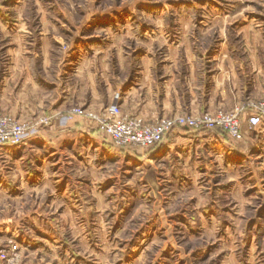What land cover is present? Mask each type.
Wrapping results in <instances>:
<instances>
[{"label": "crops", "instance_id": "obj_1", "mask_svg": "<svg viewBox=\"0 0 264 264\" xmlns=\"http://www.w3.org/2000/svg\"><path fill=\"white\" fill-rule=\"evenodd\" d=\"M28 2L36 4L35 9L29 10ZM40 2L43 3L0 0V111L19 119L40 114L53 116L52 122L28 133L16 144L0 143L1 201L12 200L14 212L24 211L19 218H1L2 227H14L22 235V227L28 223L35 227V236H29L37 243L35 237L47 234L43 229L51 221L43 215V209L36 207L41 196L49 195L54 196L52 203L60 201L69 226L79 228L78 240L85 241V221L97 222L98 212L107 202L99 196V202L92 205L84 200L83 193L88 181L93 186L102 183L98 178L107 165L115 167V177L119 174L125 178L127 199L137 194L136 182L139 188L148 185L145 196L149 202L162 200L166 182L180 185L183 178L196 180L210 173L215 184L224 178L234 184L250 164L262 169L264 118L250 127L249 107L241 111L240 139L219 127L193 130L179 126L151 148L117 146L98 129L96 120L82 115L69 118L65 112L72 104L98 111L118 105L150 121L164 115L228 109L247 98H264V0H184L170 12L146 11L142 17L160 21L142 23L140 38L146 45L143 58L130 62L125 74L121 69L127 64L121 57L113 66L109 64L113 72L97 79L98 71L93 68L97 66L91 55L85 54L74 73L78 84L71 83L68 73L69 52L59 59L51 53L54 33L65 29L63 20L68 21L70 14L37 9ZM94 18L100 20L94 23L95 30L135 33L131 11L104 12ZM102 19L109 21L102 24ZM204 38L205 42H201ZM154 47L164 51L163 58L155 61L146 57ZM55 82L57 85H53ZM85 162L93 173V180L87 182L86 172L78 168H86ZM71 163H76L79 171L74 176L78 184L70 189ZM27 194L36 195L35 207L23 208L20 199ZM128 202L124 201L123 207ZM87 205L91 206L86 208ZM143 206V210L150 207ZM87 209L88 218L84 214ZM75 211L81 212L83 221L78 220ZM162 215L160 211L153 222H146L148 232L153 227L155 232L165 227Z\"/></svg>", "mask_w": 264, "mask_h": 264}, {"label": "rangeland", "instance_id": "obj_2", "mask_svg": "<svg viewBox=\"0 0 264 264\" xmlns=\"http://www.w3.org/2000/svg\"><path fill=\"white\" fill-rule=\"evenodd\" d=\"M42 1L43 3H38L37 9H47L55 14L59 12L70 14L68 21L63 20L65 29L54 33L55 39L51 42V53L54 58L59 59L63 54L66 57L69 52L68 73L71 76V83L78 84L80 81L74 79L75 69L81 58L88 53L91 55L93 64L97 66V69L93 67L98 71L97 79H103L104 74H108L109 71L113 72V69L108 68L109 64L113 66L121 57H124L127 64L121 71L128 74L130 69L128 64L143 58L141 54L146 45L140 38V31L144 27L142 23L160 21L149 20L142 17V14L146 11L170 12L178 9L177 4L184 0L176 2H173L174 0ZM35 6L33 2H28L29 10L35 9ZM112 11L133 13V18L130 20L135 22L133 35L94 29V23L100 21L94 17H98L100 13ZM56 21L62 23L60 20ZM101 21L104 24L109 20ZM163 22L168 25L167 19ZM177 32L180 35L181 32L179 33L178 30ZM201 42H205V38ZM149 56L156 61L164 57V51L154 47L146 57ZM53 85H57L56 82ZM257 99L259 98H247L231 108L221 109L230 111L238 108L241 115V111L245 107L250 108ZM76 107L87 111L81 105L72 104L65 112L69 118L75 115L92 118L73 112L72 110ZM88 111L100 112V110L89 109ZM120 111L122 114H130L121 106ZM0 115L33 126L34 131L53 120L50 114H40L25 119L16 118L3 111H0ZM42 118H46L47 122L41 121ZM98 129L104 132L99 126ZM33 130L31 132H34ZM86 159L88 160L87 155ZM76 163L78 164L77 161ZM75 164L71 163L69 166L68 174L71 179L68 182L73 184L69 186L70 189L78 184L74 176L79 171H77L79 164L77 166ZM84 165L86 168L82 165L78 168L86 172L85 182L88 179L93 180V173L89 171L88 163L85 162ZM258 166L260 165L250 164V167L244 171L243 177L236 180L234 184L228 182L226 178L218 180L219 184H215V179L210 176V173L203 174L196 180L183 178L180 180V185L178 182L175 186L173 182H171L173 185L166 182L162 200L157 202L156 199L154 202H149V198L145 196V188H148V185L139 188L137 186L140 184L136 182L135 187L139 192L137 191L132 199H127L128 189L124 184L125 178L119 174L115 177V167L107 165L102 168V175L98 178L102 180V183L99 182L93 186L88 181L83 193L84 200L93 202L92 205L96 200L99 202V196L107 202L102 206L104 209L98 212L99 222L93 219H89L90 223L88 219L85 221V241L78 240L79 228L69 226L67 212L60 201L52 203L51 199L54 196L43 195L36 209L39 211L43 209L41 212L51 221L50 226L43 229L47 234H39L40 236L36 234L37 243H34L31 237L35 236V227L27 223L22 227L24 231L20 235L14 227H2L0 223V264H264V165L262 169ZM137 182L141 181L137 179ZM126 192L127 194L122 195ZM151 196L152 194H150V200ZM35 198V194L23 196L20 199L24 205L23 208L35 207L37 203H33ZM110 199L113 201L108 203ZM145 199L146 201H141ZM124 201L129 202L123 207ZM46 202L52 205L48 206ZM14 204L12 200L1 201L0 194V222L1 218L6 216L14 215L16 218L22 216L24 211L14 212ZM144 204L150 207L143 210ZM90 206L87 205L86 208ZM88 210L90 209L84 211L86 218L90 215ZM160 211L165 218L166 228L159 227L155 232L153 227L148 232L145 227L146 222L149 219H156ZM75 212L78 220H82L81 212L80 214L78 211ZM153 231L155 233L151 238ZM81 234L84 235V233Z\"/></svg>", "mask_w": 264, "mask_h": 264}, {"label": "built area", "instance_id": "obj_3", "mask_svg": "<svg viewBox=\"0 0 264 264\" xmlns=\"http://www.w3.org/2000/svg\"><path fill=\"white\" fill-rule=\"evenodd\" d=\"M250 108L252 113L248 116L249 126H255L261 123L264 118V98L257 99ZM72 111L94 118L98 122L99 128L106 132L111 141L121 147H154L164 139L170 130L179 126L193 130L219 127L235 139L242 138L241 116L238 108L230 111L216 109L202 113L164 115L150 121H145L137 115L122 114L117 105L100 112L86 111L80 107H76ZM41 121L47 122V119L42 118ZM33 129V126L0 115V143H17Z\"/></svg>", "mask_w": 264, "mask_h": 264}]
</instances>
